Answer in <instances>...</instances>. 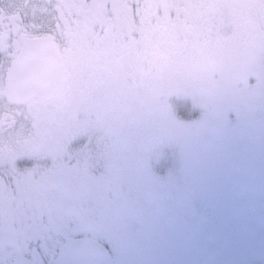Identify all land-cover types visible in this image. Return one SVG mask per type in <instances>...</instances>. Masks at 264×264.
<instances>
[{"label": "flooded vegetation", "instance_id": "obj_1", "mask_svg": "<svg viewBox=\"0 0 264 264\" xmlns=\"http://www.w3.org/2000/svg\"><path fill=\"white\" fill-rule=\"evenodd\" d=\"M259 8L264 0H0V264H58L79 240L105 248L113 264H264V161L233 189L226 225L213 226L223 213L199 189L210 187L206 161L220 150L216 113L237 110L226 118L253 133L264 116L218 66L243 50L238 37L236 51L225 48L232 27L243 26L246 46L261 41ZM19 61L18 96L8 98ZM212 79L222 109L207 111L204 133L190 139L181 125L199 120L193 97ZM173 81L186 95L157 109L147 90ZM161 132L174 141L168 170L178 178L165 196L145 173L131 178ZM245 156L223 153L227 173L246 168ZM189 195L196 202L184 203Z\"/></svg>", "mask_w": 264, "mask_h": 264}, {"label": "rangeland", "instance_id": "obj_2", "mask_svg": "<svg viewBox=\"0 0 264 264\" xmlns=\"http://www.w3.org/2000/svg\"><path fill=\"white\" fill-rule=\"evenodd\" d=\"M245 7L246 5L241 6V8ZM262 7L263 3L261 2V8ZM261 8H259L258 14L264 15V12L262 13ZM233 21H235V19H233ZM236 27L237 29H234L232 27L230 30H228L227 36H225L228 40L225 42V48H228L226 49L228 51L238 49V45L232 47L231 43L229 42L231 39H237L238 37V39H241L242 41L243 50H240L241 54L238 59L222 61L218 64V66L223 68L226 77L228 75V78L226 79L230 81L232 88L238 93L239 96L243 97L244 95V97L246 96L252 102H254L255 105L264 106V30L262 31L261 41H259L258 39V41L255 42L252 46H246L245 41H249V35L240 24H238V26ZM210 82V85H207L206 87L199 86L197 94H195V97H193L196 103L199 104V108L202 109V112L199 113V120H195V122L190 125H188L189 123L181 125L184 128V133L187 134L190 139H192L197 131H199L200 135L204 133L202 120L207 117L209 113L207 111H210L212 108H214L215 110L218 109L217 111L219 112L222 109L216 107V101L218 97L222 95L220 94L221 90L219 88L213 90V87L217 86L218 81L212 79ZM147 93H149L147 94L148 98L155 101L157 109H160L158 107V103H160V101H162L163 99L169 98L171 95H186V93L181 90V87L176 84V81H173L171 83H164L163 88L152 87L151 89L147 90ZM201 96L210 98L214 105L210 107L205 103L202 104L199 101V98ZM163 106L166 107V103L163 104ZM245 111L248 115H251L253 113H251L250 107H246ZM236 112L237 110H228L227 113H216V121L219 124H216L218 126L217 128H219V133L217 135L218 139H216L218 140L217 147L220 150L215 155V158L214 156H211L210 160L206 161L207 168L209 169L207 183H209L210 187H199V189H201L202 191L206 189L205 193L210 196L209 202L213 207H216L218 215L220 216V213H223V215L226 216L223 217L222 215V218L220 217V219L218 218L213 220V226L219 224L226 225L224 220H228L229 207L235 206L239 201V198L237 197L238 191L234 192L233 189L237 190L239 188H242L243 183H250V173L259 169L260 162L264 161V116L257 117L256 128L254 129L253 133L249 129L246 130L245 128L241 129L240 127H238L239 123L237 122L235 117L232 116V119L226 118L227 115H235ZM262 112H264V109L262 110ZM159 134L161 135H158L157 138L160 139V144L154 143L155 146H152L149 149L150 153L149 150L144 153V157L148 155L149 156L146 158L144 163H142L140 168L139 166L137 167V171L133 173L131 178H138L142 175V173H145L149 179H151L153 182H156L154 183V188L161 191L160 194L165 196L166 194H169V192L173 188V185L177 183L178 178L174 176L172 171L168 170L169 168L175 166L171 159L174 141L168 140L165 142V139L171 137V135H169V132L165 134H162L161 132ZM251 138L252 146L250 147L247 145ZM208 152H210L211 154V151ZM161 153L163 154V156H161ZM223 153H225L227 156L234 157L235 155H237V157L241 158H245V153H249L247 159V167L244 169V172L237 171L236 173L235 171L233 175H230V173L228 174L227 162L221 157ZM164 155H166V157ZM241 158H236L235 160L238 162L244 161V159ZM201 162L202 160L199 161V166L196 172H199L201 166H203ZM189 174H191L193 178L196 177L193 172H189ZM164 175L165 178L162 177ZM181 179L182 181L184 179H188L187 183H189V179H191V177L189 175L183 174ZM130 193L136 200L141 199L139 191L132 190ZM193 196L194 195L186 196L184 203L190 201L196 202L195 196ZM249 199V201H246V198L244 199L245 205L248 207H254V205L259 201L257 196L254 198H251L250 196ZM225 200L226 202H228V205H223L225 204ZM241 206H243L242 201ZM221 209L225 210L226 212H222ZM237 214H239V212Z\"/></svg>", "mask_w": 264, "mask_h": 264}, {"label": "water", "instance_id": "obj_3", "mask_svg": "<svg viewBox=\"0 0 264 264\" xmlns=\"http://www.w3.org/2000/svg\"><path fill=\"white\" fill-rule=\"evenodd\" d=\"M36 47L41 48L39 44H36ZM21 61L16 62L11 70L8 82L10 88L8 89L7 96L8 98H14L18 95H15L14 88L17 79V68L20 65ZM41 66V61H39ZM41 80V78H40ZM58 264H113L112 259L108 252L92 240H79L72 241L68 243L61 251V254L58 259Z\"/></svg>", "mask_w": 264, "mask_h": 264}, {"label": "trees", "instance_id": "obj_4", "mask_svg": "<svg viewBox=\"0 0 264 264\" xmlns=\"http://www.w3.org/2000/svg\"><path fill=\"white\" fill-rule=\"evenodd\" d=\"M244 167L245 166L243 164H234V165L230 166V170L235 169V170H241L242 172H244V169H245ZM236 173H237V171H236Z\"/></svg>", "mask_w": 264, "mask_h": 264}]
</instances>
